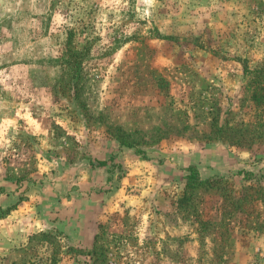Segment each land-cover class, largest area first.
I'll use <instances>...</instances> for the list:
<instances>
[{"label": "rangeland", "instance_id": "rangeland-1", "mask_svg": "<svg viewBox=\"0 0 264 264\" xmlns=\"http://www.w3.org/2000/svg\"><path fill=\"white\" fill-rule=\"evenodd\" d=\"M256 76L264 0H0V264H264ZM192 165L229 179L201 235Z\"/></svg>", "mask_w": 264, "mask_h": 264}, {"label": "trees", "instance_id": "trees-1", "mask_svg": "<svg viewBox=\"0 0 264 264\" xmlns=\"http://www.w3.org/2000/svg\"><path fill=\"white\" fill-rule=\"evenodd\" d=\"M66 56V58H65ZM84 54L81 52H78L70 47L67 46V52L64 55L65 62L67 64L72 65L73 74L76 75L79 73L81 63L84 59ZM255 75L262 74V71L254 72ZM260 77L256 76L254 80L250 82V86H253L251 89H249V92L251 93L249 97V101H251L256 106H263V115H264V88L260 85ZM74 78V76H73ZM213 120L217 122L216 124V130L215 132L218 134V136L221 138L225 136L226 133H223L225 129H227L228 125L226 122L219 125V119L217 117H213ZM240 126V125H237ZM257 139H261L262 135H258L256 137ZM235 140V139H232ZM231 142V141H230ZM241 142V141H239ZM234 144V143H233ZM187 174L184 177L185 183L183 190L181 192V195L176 201V213L182 214V216L185 219L192 220L191 226L197 229V232H200V235L202 232L206 231L209 226H211L210 218L203 215V211L199 209V196L202 193L210 194V193H219L220 197H226V188L224 184L229 182V179L219 177L218 175L203 179L200 177L198 170L196 167L189 166L187 169ZM261 174L260 176H255L254 173L250 171H243V177L242 179L246 182H248L249 185H247V189L249 191H253V193L256 195L257 200H259V203L264 204V169L260 170ZM245 199V198H243ZM241 202H239L236 207L237 209H240L242 207ZM9 209L7 211H2L0 213V219L4 218L6 214L8 213ZM100 229L103 230L104 225H99ZM98 237L97 234L95 236V243L91 251H88L89 256H96V258H99L103 255V246L98 244Z\"/></svg>", "mask_w": 264, "mask_h": 264}]
</instances>
